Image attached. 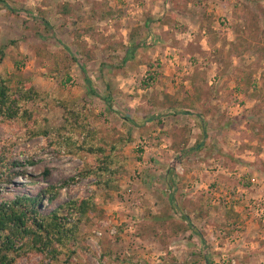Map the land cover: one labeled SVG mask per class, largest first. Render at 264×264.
Segmentation results:
<instances>
[{
    "label": "rangeland",
    "instance_id": "1",
    "mask_svg": "<svg viewBox=\"0 0 264 264\" xmlns=\"http://www.w3.org/2000/svg\"><path fill=\"white\" fill-rule=\"evenodd\" d=\"M1 1L0 74L40 95L34 121L0 125V201L52 189L43 213L98 209L71 258L13 264H264V0ZM69 112L131 138L114 188L82 175L97 157L70 153Z\"/></svg>",
    "mask_w": 264,
    "mask_h": 264
},
{
    "label": "trees",
    "instance_id": "2",
    "mask_svg": "<svg viewBox=\"0 0 264 264\" xmlns=\"http://www.w3.org/2000/svg\"><path fill=\"white\" fill-rule=\"evenodd\" d=\"M0 3L6 4L1 0ZM10 10L13 13L17 12ZM41 20L44 30L53 34L52 27L46 18L43 16ZM43 39L46 38L43 37ZM50 39L60 43L54 36ZM64 48L69 52L67 47ZM136 49L137 46L130 48L124 60L125 63L132 59ZM70 60L76 63L75 57ZM85 81L90 83L88 78ZM11 83V77L0 74V125L14 120H26L31 123L38 113L35 114L25 108V104L37 100L40 94L29 83L17 86H12ZM81 121L82 115L76 112H69L66 118L63 130L69 132L66 142L70 153L73 155L88 153L97 157L95 168L89 164V167L82 171V175L97 177L102 188H114L117 185L118 165L121 161L117 152L123 144L131 142V138L121 139L118 142L97 138L94 136L95 131H87L86 124ZM79 131H86L88 134L82 143L76 142L72 136V133ZM108 151L111 152L110 155H106ZM3 160L4 158H0L1 178ZM16 175L22 176L24 173L19 172ZM51 192L52 189L43 190L38 195L23 194L0 201V264H13L19 252L28 247L37 253L50 256L52 261H58L63 255L71 258L75 254L73 247L81 239L82 224L89 221L98 211L96 198L90 196L71 200L66 206L43 213L44 202L51 203L56 200V195L47 196Z\"/></svg>",
    "mask_w": 264,
    "mask_h": 264
}]
</instances>
